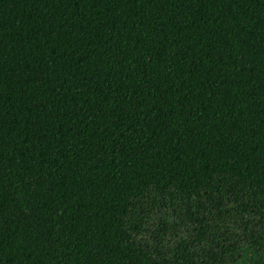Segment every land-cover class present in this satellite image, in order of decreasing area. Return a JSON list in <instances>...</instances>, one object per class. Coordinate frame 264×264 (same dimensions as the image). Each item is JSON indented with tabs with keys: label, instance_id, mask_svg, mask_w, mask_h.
Here are the masks:
<instances>
[{
	"label": "trees",
	"instance_id": "16d2710c",
	"mask_svg": "<svg viewBox=\"0 0 264 264\" xmlns=\"http://www.w3.org/2000/svg\"><path fill=\"white\" fill-rule=\"evenodd\" d=\"M0 264H264V0H0Z\"/></svg>",
	"mask_w": 264,
	"mask_h": 264
}]
</instances>
